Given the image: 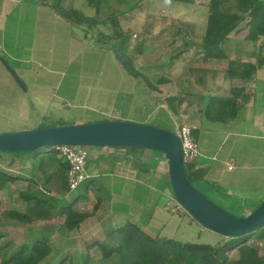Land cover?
I'll return each instance as SVG.
<instances>
[{
	"label": "rangeland",
	"instance_id": "374dc122",
	"mask_svg": "<svg viewBox=\"0 0 264 264\" xmlns=\"http://www.w3.org/2000/svg\"><path fill=\"white\" fill-rule=\"evenodd\" d=\"M26 0L16 2L0 1V134L25 130L47 129L57 126L74 125L81 123L110 121L116 118L110 117L115 110L120 114L132 113L140 117L146 116L144 121L148 124L168 130H176L184 126L196 128L201 125L194 134L198 137L200 153H208L212 156L209 160L203 156L189 164H194L195 169L205 172L204 181L194 180V184L203 194L213 202L238 217L248 216L264 201V181L255 180L251 189L246 187L245 182L238 178V172H229L225 163L226 153L232 148L233 137H227V130L239 131L237 125L212 123L208 121L205 112L212 97L231 95L233 86L242 85L225 77L224 70L228 68L230 60L248 62L253 59L256 62L259 48L262 42L253 43L246 41L249 28L245 21L238 32L230 35L224 47L228 59L205 60L202 48V39L206 33L208 22L209 3L201 0H193L191 4L172 2L168 0H106L105 6L97 15V11L88 6L89 0H60L67 9L73 7L84 13L87 17H97L108 21V16L118 18L124 32L129 34L130 41L128 56L131 58L134 68L141 74L139 79L133 78L116 59L115 54L105 48L97 49L92 46L90 38L85 36L84 28L66 26L63 20L52 15V5L59 0H47V5L42 0H32L38 5H43L52 10V14H34L35 8ZM91 2L93 0H90ZM12 4V5H11ZM236 2H231L228 7L236 10ZM10 7V8H9ZM13 9L8 18L6 11ZM49 12V11H48ZM35 15V16H34ZM103 32L111 33V24L100 26ZM80 34L83 43L78 41ZM91 37V34H90ZM140 52L138 47L143 44ZM87 45V46H85ZM98 46V45H97ZM100 48V46H99ZM84 49V50H82ZM82 50V52H80ZM29 56L33 57L27 62ZM41 56H56L54 69L59 71L56 77L51 76L48 94L47 83L41 76H35L30 82L24 76L22 68L40 70L37 63ZM175 57L174 60H171ZM16 58V59H15ZM43 64V63H41ZM39 65V64H38ZM44 65V64H43ZM48 67V65H47ZM10 68L24 82V90L10 72ZM40 74H46L42 71ZM55 77V78H54ZM163 79H170V83H162ZM34 82V83H33ZM247 85L250 87V84ZM155 85L156 90H149L148 85ZM175 99L170 110L169 102ZM175 107V108H174ZM175 109V110H174ZM103 110L104 114L99 111ZM150 116V117H149ZM230 133V132H229ZM225 142L223 143V141ZM246 141V139H245ZM262 143V142H261ZM248 146H250L247 143ZM263 146V144H262ZM261 147L260 142L255 148ZM90 155L86 172L93 174L95 167L100 169V176L93 178L104 185L105 189L112 194V190L132 192L134 202H140L143 207L134 203L131 213L127 216L136 225H144L150 221V215L154 218L151 227L142 228L153 237L173 239L178 243H195L202 245H216L220 241H228L195 220L181 205L172 197V194L162 188V184L169 180L168 161L161 157L157 168H148L149 173L143 174L138 164V157L131 155L127 159L136 160L135 168L123 164L109 168L110 158L99 161L94 157L98 147H85ZM245 146H239L243 149ZM50 147H44L41 151L47 153ZM113 150H126L133 148H111ZM39 150V149H38ZM238 155L242 153L236 152ZM0 168L11 175L20 178L10 184V188L0 193L2 206L0 207V264L7 250L13 253L27 242H32L42 235H51L53 253L50 260L57 264L65 257H71L72 264H85L88 254L90 260L87 264H112L102 259V251L99 247H91L95 241L104 242L113 227L124 224L125 216L121 211L128 206L126 193L120 196H104L98 193H89L88 198L81 200L75 205L80 212H93L97 196H104V202L92 219H87L81 228L68 236L61 237L58 232L63 223L62 217H56L48 223H36L24 225L15 221L7 220L6 215L13 210L26 212L27 206L20 199V191H26L29 180L34 177L39 181L38 190L41 196L47 197L42 189L52 190L50 197H56L60 201L65 199L71 202L79 194H87L85 185L69 192L64 197L60 191L61 182L58 178L50 181L45 186L44 179L37 170V164L41 161L38 157L33 159V153L18 155L2 153ZM151 152L144 151L141 160L148 161ZM47 156L43 154V157ZM40 158L42 157L39 156ZM60 158V157H58ZM39 162H38V161ZM97 160V161H96ZM207 162L208 167H200V162ZM48 168L53 174L61 175L58 161L48 162ZM108 169H107V165ZM119 164V163H117ZM130 179L109 177L107 172L121 173ZM218 168L217 171L213 170ZM113 168V169H112ZM213 170V171H212ZM258 174L264 180V167ZM118 172V173H117ZM96 175V174H95ZM98 175V174H97ZM143 179H139L140 177ZM110 178V179H109ZM226 179L234 180L237 188L227 189ZM108 180L110 182H108ZM138 181L147 183L157 190L155 202L162 200L161 204L149 203L153 201L151 192ZM37 192V191H36ZM125 203L124 206H121ZM60 207V205L58 204ZM57 210L54 212L57 214ZM126 213V212H125ZM160 217V218H159ZM116 219L118 222H113ZM131 218V219H130ZM11 242L9 247L6 243ZM3 242H5L3 244ZM244 246L257 251L259 257H264V239L251 237L247 244L228 252L227 257L233 264L239 260L241 249ZM8 252V253H9ZM70 259L65 262L69 264Z\"/></svg>",
	"mask_w": 264,
	"mask_h": 264
},
{
	"label": "trees",
	"instance_id": "16d2710c",
	"mask_svg": "<svg viewBox=\"0 0 264 264\" xmlns=\"http://www.w3.org/2000/svg\"><path fill=\"white\" fill-rule=\"evenodd\" d=\"M43 4L47 5V0ZM172 2H180L184 4H191L193 0H168ZM236 2V10L231 9L228 5L231 2ZM106 0H89L88 6L95 11L97 15L105 6ZM53 12L69 23L74 28H84L85 36L90 38V41L100 46L101 48L108 49L115 54L116 59L126 69V71L135 79H139L141 74L134 68L131 58L128 56V47L130 37L129 34L124 32L120 25L118 18L115 16H108V21H101L97 17H87L83 12L75 8H66L62 5L61 1H57L51 6ZM248 21L249 32L246 36V41L253 43L262 42L259 48V54L257 55L256 62H240L237 60H230L228 68L224 70L225 77L234 82H241L242 85L233 86L231 89V95L228 97L215 96L212 97L210 103L206 109L205 115L208 121L212 123L230 124L238 118L241 109V100L245 102L248 100L247 85L256 76L259 69L264 66V0H210L208 6V22L206 33L200 44L205 60H223L228 59L227 52L224 47L231 34L238 32L241 25ZM111 24V33H105L100 26ZM91 34V37H90ZM143 44H140L138 50L141 52ZM172 57L171 60H174ZM170 79H163L162 83H170ZM149 90H156L155 85H148ZM157 91V90H156ZM175 99L166 100L169 102L170 110L172 111V104ZM175 108V107H174ZM175 110V109H174ZM177 114L176 110L172 111ZM106 121V120H103ZM147 123V121H142ZM148 124V123H147ZM149 124L152 125L150 122ZM160 128V127H159ZM175 132V130L168 129ZM193 134L196 135V132ZM50 151L47 153L36 150L33 153V159L37 157L41 159L37 164V170L41 171L39 174L44 178L42 179L45 186H48L50 181L58 178L61 182L60 191L64 194L60 197H64L70 191L67 176L70 170V163L66 158H58L60 153L56 147H50ZM134 152L143 153L146 149H129ZM152 153V159L150 163H144L141 157H138L140 161V169L143 174L149 173L148 168H157V163L161 157L165 155L161 152L154 150H148ZM0 152V158L3 155ZM14 154V153H12ZM18 155H25L24 153H15ZM43 154L47 156L43 157ZM42 157L40 158L39 156ZM58 161L59 167L62 170L61 175H55L50 172L48 168V162ZM185 172L188 179L194 184V180L204 181L205 172L201 169H195L194 164L184 163ZM36 177V176H34ZM32 177L29 180V186L26 191H20L19 197L26 204L27 211H10L6 215L7 220L15 221L24 225H33L36 223H48L54 220L57 216L64 219L63 223L59 226L58 232L61 237L68 236L74 231L81 228V225L90 217L96 215V212L104 202V196H111L104 185L101 183L97 188L96 181L89 179L85 182V188L87 194H79L71 202L65 199L59 200L56 197H50L52 190L50 188L42 189L43 193L47 194V197L41 196L39 181ZM140 177V176H139ZM140 177L139 179H143ZM20 178L2 170L0 168V193L10 188V184L15 183ZM98 182V181H97ZM34 186L38 190L34 191ZM196 187V186H195ZM162 188L168 190L174 200L177 201L170 181L162 184ZM94 192L95 194H103L104 196H97V201L94 205L93 212H80L76 210L75 205L81 200L88 198V194ZM178 202V201H177ZM179 203V202H178ZM60 205V207L58 206ZM181 205V204H180ZM2 206L0 200V207ZM58 211L57 214L54 213ZM251 237L258 239H264V225L248 232L239 238H230L228 241H220L216 245H202L195 243H178L173 239L160 238L159 236H151L146 233L139 225L132 222H127L120 226H115L108 234V238L104 242L95 241L91 247H99L102 251V259L110 261L112 264H231L227 257L228 252L242 247ZM227 239V237H225ZM51 235H42L36 238L32 242L24 243L19 250L13 253L7 250L6 255L2 260V264H55L50 257L53 253V247L51 245ZM9 241V240H8ZM11 241V240H10ZM7 242L5 247H9L11 242ZM5 242H3L4 244ZM9 252V253H8ZM84 255L86 257H84ZM85 258V264L91 259L88 254H83ZM71 257H65L61 259L57 264H65ZM233 264H264V257H259L257 251L244 246L241 249V256L239 260Z\"/></svg>",
	"mask_w": 264,
	"mask_h": 264
},
{
	"label": "water",
	"instance_id": "95a60500",
	"mask_svg": "<svg viewBox=\"0 0 264 264\" xmlns=\"http://www.w3.org/2000/svg\"><path fill=\"white\" fill-rule=\"evenodd\" d=\"M18 84L24 82L10 68ZM75 146L133 148L161 152L168 161L169 181L181 206L206 228L239 238L264 225V201L248 216L238 217L222 208L188 179L177 134L157 126L110 120L0 134L1 153H32L44 147Z\"/></svg>",
	"mask_w": 264,
	"mask_h": 264
},
{
	"label": "crops",
	"instance_id": "0c3cea01",
	"mask_svg": "<svg viewBox=\"0 0 264 264\" xmlns=\"http://www.w3.org/2000/svg\"><path fill=\"white\" fill-rule=\"evenodd\" d=\"M26 2L27 3L30 2L33 4V6L35 8L34 14L36 16H39L41 14H46V13H49L50 15L52 14L51 13L52 10H49L48 7H45L43 5H38V4L34 3V1H32V0H26V1L21 2L20 4L22 5ZM12 10L13 9L11 8V9H8L6 11L7 12L6 16H5L6 18L9 17ZM52 15L58 17L55 13ZM58 18H60V17H58ZM61 20H63V19H61ZM64 23H66L67 27L71 26L66 21H64ZM81 37L82 36L80 34L77 35L78 41L82 42V44L85 42L88 43V41H85L88 39L82 40ZM85 46H87V45H85ZM92 46L96 47L97 49H102L101 47L99 48V46H97L94 43H92ZM82 50H84V49H82ZM82 50L80 52H82ZM102 50L105 51V49H102ZM29 57L30 58H27V60H26L27 62H29L30 59L33 58L31 56H29ZM42 58H45V60H40L37 63V67L41 68L40 70L33 69V68H22V72H23L24 76L28 77V80L30 82H32V80L35 79V76H41L43 78V80H46L44 82H46L48 84L47 90H48V94H50L52 91V87L50 88L51 81H49L48 79H50V77L54 76L55 74L57 76L59 75V71L54 69V64H55L54 61L57 58H56V56H41V59ZM249 62L255 63L253 61V59L249 60ZM41 63H43L44 65ZM47 65H48V67H47ZM42 71H44L46 74H40ZM56 75H55V77H56ZM251 82L252 83L250 84V87H248V86L246 87L247 88V92H246L247 94L246 95L248 96V100L246 102L244 100H241L242 106H241L238 118L232 122L233 126L237 125V128H239V131L227 130L226 139H228V136H229L230 138L233 137V140L231 142L232 148L229 149L228 152L226 153V159H225L227 170L229 172L240 173L241 176H237V177L241 178L245 182L246 187H248V189H251L252 183L255 180L264 181L263 179H260L258 176V174L260 172H262L261 170L264 167V66L258 70L256 76L253 78V80ZM99 111H101L102 113L104 112L103 110H99ZM113 115L116 116V118L114 117V119H111V120H123V121H133V122H141L142 123V121L146 119L145 115L137 117V116L133 115L132 113L120 114V112L117 110L112 112L110 114V117H113ZM227 125H230V124H227ZM200 126L201 125L199 124V126L197 125L196 128L194 127L193 132L196 129L198 130ZM197 138L198 137H196V140L199 144V141ZM245 139H246V141H245ZM224 142H225V140L223 141V143ZM258 142H260L261 147L255 148ZM247 143L250 146H248ZM262 144H263V146H262ZM239 146L240 147L245 146V148L238 149ZM241 150H242V153L240 155H238L236 152H241ZM94 151H95L94 157L97 158V160H99V161L108 162L107 159L110 158V160L112 162H110L109 168L112 166L115 168L116 165L123 164L125 166V169H127V170L131 169V168L127 167V165H129V166L132 165V168L134 169L137 157H141L143 154L141 152H134V151L130 152V151H126V150L120 151V150H113L111 148H105V147H98ZM89 155H90V152H89ZM131 155L135 156L136 160L132 159V161H131V160L127 159V157H129ZM200 156H203L206 159V161L212 157L208 153H200ZM151 159H152V154H151V156H149L148 161H145V163H150ZM198 160H200V159H198ZM117 163H119V164H117ZM138 164L140 165V161H138ZM199 164H201L200 167H208V163L205 161L200 162ZM97 167L98 166H96L95 170L92 171L93 174L87 173L88 180L93 179V178H97L99 176L101 178H104L103 180H105V178L108 177V176L103 177V175L99 173L101 168H97ZM123 168L124 167L122 166L121 167L122 171L119 174H114L113 172H107V174H109L110 178H112L113 176L114 177L119 176L124 181L125 180L130 181V179H127L122 175ZM107 169H108V165H107ZM217 169L218 168L213 167V170L217 171ZM108 182H110V181L108 180ZM131 183L135 184L136 182L132 181ZM138 183L141 185H144L146 188H148L150 190L151 196L153 197V201L149 199V201H148L149 203L153 202L155 205L156 204L159 205L162 203V200H160V198H159L158 202L157 201L155 202L157 190H155L154 187L148 185L147 183L141 182V181H138ZM235 183L236 182L234 180H230V179H226V181H225V185H227V189H229V187L237 188ZM123 190L124 189H121L120 191L119 190L118 191L112 190V194L116 195V196H120L121 194L124 195V193H126L127 200L129 199L127 202L128 206L121 209V211L125 215V216H123L124 224H125L128 221H130L127 216L129 215V213H131L130 211L133 207L132 205L134 203L140 205L141 207H143V205H141L140 202L138 203V202L133 201L132 192H129L127 190L123 191ZM112 194H111V196H112ZM124 204L125 203H122L121 206H124ZM155 212L156 211H154L153 214L150 215V221H148L146 224L144 223V225L140 224L141 228L151 227L150 225H151V222L154 218ZM92 218L93 217H90L89 219H92ZM112 221L118 222L119 219L116 220L113 218ZM132 222H134V221H132ZM134 223H137V222H134Z\"/></svg>",
	"mask_w": 264,
	"mask_h": 264
},
{
	"label": "built area",
	"instance_id": "2783aa9c",
	"mask_svg": "<svg viewBox=\"0 0 264 264\" xmlns=\"http://www.w3.org/2000/svg\"><path fill=\"white\" fill-rule=\"evenodd\" d=\"M1 1L16 2L17 0ZM201 1L202 3L210 4V0ZM174 133L180 138L184 163L198 160L200 151L198 142L193 134V128L184 126L177 128ZM56 149L60 153L59 157L66 158L70 163V170L67 176L70 191L79 189L88 180L86 168L88 165L89 151L85 147L75 146H59Z\"/></svg>",
	"mask_w": 264,
	"mask_h": 264
}]
</instances>
